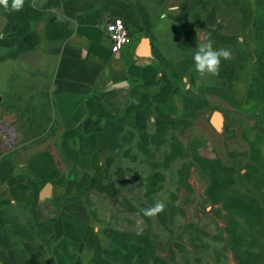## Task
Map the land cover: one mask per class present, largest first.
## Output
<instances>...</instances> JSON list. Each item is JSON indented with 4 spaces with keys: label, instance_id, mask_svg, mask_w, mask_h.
Here are the masks:
<instances>
[{
    "label": "rangeland",
    "instance_id": "rangeland-1",
    "mask_svg": "<svg viewBox=\"0 0 264 264\" xmlns=\"http://www.w3.org/2000/svg\"><path fill=\"white\" fill-rule=\"evenodd\" d=\"M10 5L0 6V147L27 180L83 201L106 264H264V0ZM116 16L146 40L144 62L155 63L133 66L137 79L162 88L120 117L121 147L86 168L56 112L44 29ZM26 20L32 31L14 36L9 28ZM205 36L231 51L218 76L201 77L194 66ZM216 110L221 131L211 123ZM157 201L164 210L143 216ZM37 231L49 239V227ZM60 249L61 264H94L91 252L80 260Z\"/></svg>",
    "mask_w": 264,
    "mask_h": 264
},
{
    "label": "crops",
    "instance_id": "crops-1",
    "mask_svg": "<svg viewBox=\"0 0 264 264\" xmlns=\"http://www.w3.org/2000/svg\"><path fill=\"white\" fill-rule=\"evenodd\" d=\"M9 29L24 37L33 23L26 20ZM44 30L47 54L55 59L53 100L60 123L71 134V145L85 159V167L95 168L122 145L120 117L162 88L138 80L134 72L133 66L155 63L144 62L150 52L135 35L128 48L114 54L104 25L56 21ZM3 32L0 25V35ZM3 151L0 147V264H61V245L80 260L91 252L94 264H106L83 201L77 196L61 198L54 188L41 197V187L35 203L27 207L21 186L37 184ZM36 219L50 224L48 240Z\"/></svg>",
    "mask_w": 264,
    "mask_h": 264
},
{
    "label": "clouds",
    "instance_id": "clouds-1",
    "mask_svg": "<svg viewBox=\"0 0 264 264\" xmlns=\"http://www.w3.org/2000/svg\"><path fill=\"white\" fill-rule=\"evenodd\" d=\"M23 4L24 0H11L10 7L13 11H20ZM0 6L8 9L9 0H0ZM192 59L195 69L201 77L206 75L218 76L221 60L231 59V51L226 48H214L213 41L210 36H205L203 41L197 44L196 51L194 52ZM164 208V203L157 201L154 206L142 209L141 212L145 217H153L162 212ZM142 222V220L138 221V223Z\"/></svg>",
    "mask_w": 264,
    "mask_h": 264
},
{
    "label": "built area",
    "instance_id": "built-area-1",
    "mask_svg": "<svg viewBox=\"0 0 264 264\" xmlns=\"http://www.w3.org/2000/svg\"><path fill=\"white\" fill-rule=\"evenodd\" d=\"M104 30L111 41V50L114 54L120 53L131 45L134 34L123 17L116 16L106 22Z\"/></svg>",
    "mask_w": 264,
    "mask_h": 264
},
{
    "label": "trees",
    "instance_id": "trees-1",
    "mask_svg": "<svg viewBox=\"0 0 264 264\" xmlns=\"http://www.w3.org/2000/svg\"><path fill=\"white\" fill-rule=\"evenodd\" d=\"M146 83L149 84V85L156 84V83H148V82H146ZM131 107H133V106H131ZM36 184L37 185L34 186V187H31V186H28V185H22L21 186L22 200H24V202H26L27 205L30 203V200H31V203H35V201L37 199L38 191L42 187V185L39 182H36ZM23 194H25V195H23ZM37 218H39L38 215H37ZM39 224L42 225L44 228H48L49 227L50 228V232L49 233H51V226H50L49 223H47V222L41 223L40 222ZM46 240H48V239H46ZM61 246L65 247L67 250H69L67 245H61Z\"/></svg>",
    "mask_w": 264,
    "mask_h": 264
},
{
    "label": "water",
    "instance_id": "water-1",
    "mask_svg": "<svg viewBox=\"0 0 264 264\" xmlns=\"http://www.w3.org/2000/svg\"><path fill=\"white\" fill-rule=\"evenodd\" d=\"M144 48H147V42L146 40L144 41V45H143ZM225 119V116L224 114L219 111V110H216L214 111V113L212 114L211 116V123L213 125V127L218 130V131H221L223 130V127H224V120ZM52 191V187L50 184H47L41 191V194L40 196L41 197H46L50 194V192Z\"/></svg>",
    "mask_w": 264,
    "mask_h": 264
}]
</instances>
